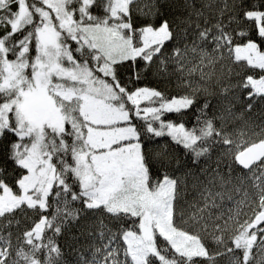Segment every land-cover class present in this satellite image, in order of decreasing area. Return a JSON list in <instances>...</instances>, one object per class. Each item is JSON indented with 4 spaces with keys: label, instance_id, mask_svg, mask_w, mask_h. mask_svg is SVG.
I'll return each instance as SVG.
<instances>
[{
    "label": "snow or ice",
    "instance_id": "1",
    "mask_svg": "<svg viewBox=\"0 0 264 264\" xmlns=\"http://www.w3.org/2000/svg\"><path fill=\"white\" fill-rule=\"evenodd\" d=\"M144 7L0 0V264H264V0Z\"/></svg>",
    "mask_w": 264,
    "mask_h": 264
},
{
    "label": "trees",
    "instance_id": "2",
    "mask_svg": "<svg viewBox=\"0 0 264 264\" xmlns=\"http://www.w3.org/2000/svg\"><path fill=\"white\" fill-rule=\"evenodd\" d=\"M153 2L161 6V10L168 18H175L177 16H184L186 12L182 10L183 0H138L140 7H143L145 11L148 10L145 5H151ZM159 21L157 20V23ZM145 83H151L153 87H159L162 91H166L170 95L182 94L183 88H178L175 82V77L169 78L167 81L161 79L159 83H156L155 78L152 81H145ZM235 115L229 117L226 121L228 131L233 133L234 139L240 140H253L258 139L260 136H264V132H261V128L264 127V108L260 104L254 106L252 111H244L243 108L237 104L233 109ZM189 125L193 123L191 116L186 118ZM219 124V121L217 122ZM259 134V136L257 135ZM189 185L192 183L191 179L188 180ZM195 195V193H193ZM73 235H78L75 228L72 229ZM58 245L63 251L67 252L69 249L65 247L66 241L71 242V236L61 235L56 237ZM90 241L85 240L84 237H80L74 244V247L81 248V245H86ZM83 251L84 249L81 248ZM219 264H229L228 258L220 257Z\"/></svg>",
    "mask_w": 264,
    "mask_h": 264
}]
</instances>
